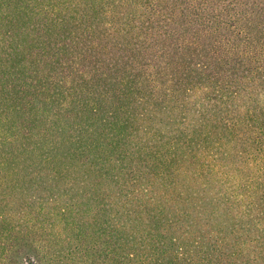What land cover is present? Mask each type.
Listing matches in <instances>:
<instances>
[{"label":"trees","instance_id":"obj_1","mask_svg":"<svg viewBox=\"0 0 264 264\" xmlns=\"http://www.w3.org/2000/svg\"><path fill=\"white\" fill-rule=\"evenodd\" d=\"M0 264H264V0H0Z\"/></svg>","mask_w":264,"mask_h":264},{"label":"rangeland","instance_id":"obj_2","mask_svg":"<svg viewBox=\"0 0 264 264\" xmlns=\"http://www.w3.org/2000/svg\"><path fill=\"white\" fill-rule=\"evenodd\" d=\"M26 165H27V163L24 160L22 163L17 165V168L18 169H25ZM10 208H11L10 210H12L13 212H18L19 210H21V209H19V206L16 204H11Z\"/></svg>","mask_w":264,"mask_h":264}]
</instances>
